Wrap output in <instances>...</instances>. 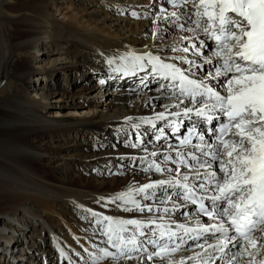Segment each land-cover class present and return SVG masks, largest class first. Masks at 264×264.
I'll return each mask as SVG.
<instances>
[{
  "label": "snow or ice",
  "instance_id": "1",
  "mask_svg": "<svg viewBox=\"0 0 264 264\" xmlns=\"http://www.w3.org/2000/svg\"><path fill=\"white\" fill-rule=\"evenodd\" d=\"M167 3L173 8H186L189 3L192 5L194 11L191 13L172 11L169 14L174 18L173 22L185 20V23L177 24L180 30L194 33L193 37H184L189 41L187 46L172 50L198 57L199 62L187 56L171 58L188 65L181 68L150 52H129L119 57L121 63L112 71L134 74L137 70L146 71L150 66L154 77L168 81L161 85V89H172V95L180 100V104L187 100L191 105L182 109L184 117L194 114L209 124L221 118L225 122L218 129H213L216 133L215 143H209L204 135H199L195 137L199 143L192 144L194 126L192 132L180 140V146L191 145L194 152L176 151L175 157L170 153L163 156L164 163L176 165L175 170L162 167L161 163L155 161L148 163L145 171L161 174L174 172L169 179L129 188L110 197L107 202L119 201L126 206L125 211H160L167 214L177 207L174 201L173 208L154 209L135 198L143 194L144 200L151 199L155 191L150 190L167 185L179 188L180 198L196 205L198 214L213 222H202L197 217L192 221L194 227L176 224V230H173L171 225L157 223L155 219L145 223L92 212L91 215L96 217L95 223L102 226L106 243L116 252L109 251L107 247H97V252L88 253L90 264H101L109 258L140 259L144 256L149 261L159 258L166 259L167 264H186L183 259L178 262L172 259L175 253L185 249V237L197 241L195 247L204 249L203 253L187 258L193 264H210L212 252L226 254L230 245L238 248L233 257L247 256L250 258L249 264H264V244L260 243L264 240V0H167ZM160 11L164 13L166 9L161 8ZM133 15L137 14L134 12ZM163 18L168 19V16ZM201 35L205 37L204 40L200 39ZM208 41H214L215 47L210 48ZM205 49H210L207 54ZM214 60L211 69L204 67L213 65ZM108 63L111 66L116 61L110 59ZM197 70L203 75L198 77ZM211 80L220 83L223 93L209 83ZM180 104L171 107L180 108ZM168 115L180 116L181 112L157 113L156 119L167 120ZM142 123L155 128L152 120ZM168 126L174 132L179 131L175 121H170ZM157 131L159 135L156 139L160 140L165 136L163 128ZM151 155L155 156L156 153ZM181 167L187 171L181 173ZM172 195L168 194L161 203L172 201ZM159 219L163 221L164 216L161 215ZM153 225L155 227L150 233L143 230ZM129 226L134 231L125 235L129 233ZM257 231L261 233L259 237L255 235ZM206 235L211 236L214 242L206 239ZM138 237L146 239L140 240ZM202 239L204 242L199 243ZM148 244L156 250L149 251L146 247ZM132 252L140 253V256L132 257ZM61 256H66L63 250ZM227 264H235V260L230 259Z\"/></svg>",
  "mask_w": 264,
  "mask_h": 264
},
{
  "label": "rangeland",
  "instance_id": "2",
  "mask_svg": "<svg viewBox=\"0 0 264 264\" xmlns=\"http://www.w3.org/2000/svg\"><path fill=\"white\" fill-rule=\"evenodd\" d=\"M128 1L129 0H57L55 6L52 7V9H50V12L48 13L50 14L51 18L55 21V23L59 25L73 26L80 34H101L108 40L126 41L125 43H127L128 46H135L136 48H138V50L142 49L141 51H147L148 53L152 50H155L157 51L156 56L161 57V59L165 60V62L179 63L180 65L182 63L179 60L171 58L184 56H187L189 59H198L197 61L199 62L198 57H193L189 53H185L183 51L172 50L174 47H181L180 49H182L183 47L187 46L189 43L188 40L182 41V43L180 42L184 37H188L191 34V32L180 30L177 27V24L185 23L184 19H181L177 22H172L174 21V18L171 19L168 15L175 10L165 8L166 12L162 13L158 8H153V6H157L156 2H153V0H132L129 2ZM3 2L4 0H0V108H2L3 104L7 103V101L15 102L19 96L18 83L14 79L13 72H11V68L13 67V64L15 62V56L13 53L15 42L13 41L12 36L15 34L16 28L14 30L12 25L9 23L10 17L6 16L1 10L2 4L4 5ZM102 2L107 3L108 5H102ZM112 2L113 4L110 5V3ZM114 3H121L122 9H118L116 7L114 9L110 8L109 5L113 7ZM179 9L181 8H177L176 11H178ZM134 12L137 14L136 16L133 15ZM164 16H168V19H164ZM74 17L77 20L79 19L78 21L80 22L83 21L82 24L84 25H78L77 27L76 24L72 21ZM17 30L19 32L22 30V28H18ZM180 35L183 36L180 37ZM161 36L163 38L157 39V37L159 38ZM154 44H158V46L156 47L157 49L154 48ZM60 48L63 49V47ZM208 52L209 49H207L206 54ZM75 53L76 52H72V55L76 56ZM152 53L153 55H155L154 52H151V54ZM59 57H64L63 52L55 51V49L51 48V46L47 45L46 43L41 44L37 51L28 52L26 55L22 56V58H28L32 60L33 67L40 68L39 70L51 68L52 66H50V62L52 60L56 61L57 59H59ZM77 60L81 61L82 59L77 58ZM62 62V64H64L65 61ZM94 65L95 64H93L92 62H86L84 65L85 70L77 76H65L62 72L59 71L54 77L49 78L45 75H37L32 80L31 88L28 94L29 97L34 98L35 95H39L38 97L34 98V100H36L37 103L48 107L47 111H44L42 115L43 121L50 118V121H54L55 123L64 126L69 125L70 123H82L92 119L94 115L92 116L88 114L90 108L87 104L81 107H79L80 105H78V108L80 109L72 112L73 109L71 110L69 108L68 100L66 98H63V100L61 99V96L64 94H66V97L74 96L76 103H83L89 101L98 104L99 107H97V111L99 112L97 113H104L106 117L115 116V113H111L110 110H108L114 100H122L127 98L129 101L131 99V95L121 97L122 95H119L120 90H118L117 93L115 91L116 88L114 86L109 87L108 91L106 90V94L102 99H91L90 97H93L95 93L98 92L101 85L105 86V81H108L110 78L107 74L110 69L107 71L105 67H99V65ZM182 65L188 67V65L186 64ZM209 66L212 65H204L205 68L211 69ZM140 72L143 73V71ZM197 72L198 77L200 75H203V73L199 70H197ZM89 73H93L92 75L94 76V78L92 81L86 80L85 85L83 83L76 84V82L82 80L83 76ZM96 75H99V77H97ZM98 78H100L99 81L96 80ZM46 79H48V83ZM94 81H96L97 86L93 84ZM101 81H103V83H101ZM209 83H212L214 85L217 84L216 86L220 87V89L223 90L218 83H215L214 80L209 81ZM74 84H76V86ZM90 88L94 89L92 93L88 91L84 92V90ZM137 88L138 87L135 86V89ZM147 91L148 90H145L143 94H147ZM152 91V94L161 93V95L158 97L160 101H158L157 98V102L155 103V105L149 106V109L146 110L148 113L147 118L145 119L142 117L140 122L145 120H152L155 125H160L162 123L167 125L170 121H173L174 117L177 116L172 115L173 117H171V119L166 122L164 120H153V118L157 116V114L154 113L157 112L168 114L181 112L182 114V109L185 106L190 105L189 103L180 104L179 99L169 95L168 92L162 93L161 91L158 92V90L156 89ZM53 92L57 93L55 95L56 98L51 97ZM151 92L148 95H144L143 97L145 98L142 97L140 98V100L138 98H134L133 107L130 108V112L133 115L134 110L137 108V106L141 105L142 99L148 98L151 95ZM142 95H140V97ZM55 99L62 100L64 102L63 105H67L68 108L60 109L59 105L52 103L53 101H55ZM155 101L156 99L152 100V102ZM167 103H170V105L171 103L180 104V108L168 107V105H166ZM115 105L121 106L122 103H115ZM115 111L116 110L114 109L112 110V112ZM116 118H120V114H118ZM184 118L185 117L178 118L180 123L184 122V120L186 119ZM66 121L71 122L67 123ZM140 127V131L128 130L127 132H125L124 130L120 129L117 125H114V127L106 128L103 131H93L94 133L89 130L87 131L83 127L67 128L63 130L62 134L45 133L43 137L38 140H33L32 142H30L31 144L29 143L27 145L28 148H31L36 152L41 151L38 152L39 155L34 154L35 152L33 151H26L27 149L25 147H23L24 149H22L21 152H17L16 154H26L28 156L32 155L41 157L43 156L44 158H40L43 160L41 162V167H38L37 170L42 172L45 176L47 175V173L52 174L54 183L63 184L66 179L74 180V184L71 188H69V190L72 191H69L70 194L77 195V197L88 196L92 197L95 202L99 201L98 205H93L96 211L97 209L103 211L107 215H112L114 219L121 218L127 220L128 218L125 217H136L133 219L142 221L145 219V214H147V216H155V214H152V212L148 214V211H125L124 209H122L121 205H114L115 203L107 204L106 202H103L102 196L105 194L106 197H112L117 194V192L121 193L125 192L126 190H129L128 187L131 185H135L132 188H138V186L148 184V182H151L152 179H169L175 174L174 172H165L161 174L155 171H145V169L147 168L149 162L155 161L157 163H161L162 167L169 168V166H172L174 167L172 169L175 170L176 165L171 162H169L170 164L164 163L163 156L165 154L170 153V150H172L173 152V150H183L185 147L180 145H174L172 148H164L163 144L155 141V139L152 141L144 140L143 143L145 149H147V152L156 153L155 156H151V154L149 155V153L147 152H142L143 145L141 144L139 136L141 134L143 135L142 137L145 138V135L143 134L145 129L143 128L152 127V125L143 123V125H141ZM109 129L113 130L107 131ZM114 130L116 131L115 135L113 134ZM153 133L156 135L157 132L153 131ZM133 144H136L138 146L132 147ZM160 144L162 145V147H158V145ZM5 151H7V149H5L4 147L0 149L1 154H4ZM128 151H132L133 153ZM122 154L124 155L123 157H121ZM130 154L148 157V159L145 160L143 158L132 156ZM173 154H175V152H173ZM121 158H124L126 160H123ZM181 170L187 171L183 167H181L180 171ZM46 177L49 176L47 175ZM18 182L19 184H23L22 179H19ZM163 187H165V190L162 193L155 194V196L151 199L144 200L142 198L143 194L137 195L135 198L139 200L143 205L154 206L156 204V201H161L165 197V194H171L172 189H174L175 191L177 190L176 188L169 187L167 185ZM68 197L71 196H64V198H62L61 200H52L50 207L51 211L48 210L49 212H47V214L50 217V222H48L50 227L53 228L57 234L60 235L61 239H66L65 242L68 247V255L71 260L66 258L64 259V263L62 261L56 263V258L52 256L54 262L50 264H70V262L71 264H90L91 258L89 257L88 253L97 252V247H108L109 251L116 252L115 248H111L105 242L107 238L102 234V226L97 225L95 223L96 217L91 215V213L95 210H91L93 208L85 204V200L83 199L82 201L81 199H74L73 197H71L73 199L72 201L68 199ZM56 198L57 197L55 196L51 197V199ZM88 203L90 205L92 204L91 202ZM104 203H106L107 205H103ZM97 206H99V208ZM153 208L161 209V207L159 206ZM35 209L39 210V206H36ZM76 210L77 212L75 213ZM173 210H175V212H169L172 215L176 214L177 211L184 209L174 208ZM181 215L182 213L180 214V216ZM26 225L27 224L25 223L16 224L18 230L17 233L14 234V237L16 240H18V242L21 240V234H24L23 236H25L26 234L28 235L27 237H29L30 232L29 230L25 229ZM129 231L132 233L134 229L129 227ZM131 233H126L125 235H130ZM48 237L49 236L46 235V238ZM101 238H103L104 240H101ZM138 238L141 240L144 237ZM41 240L42 239L40 237H36L35 239H33V245L27 246L26 251L29 253V255L32 254L30 253L31 250L37 253L34 255V257L37 258L35 259V261H37V264H43V262L41 263L40 259L45 260V264H49L50 260L48 259V257L43 256L40 259L38 258L42 256L39 247L45 244V242L41 243ZM46 242H48V240ZM37 246V249L40 251H36ZM14 247H19V249H21L22 245L18 244ZM14 247L11 248L12 251ZM23 247L25 249V246ZM146 247L148 248V250L149 248H151V250L149 251L156 250L155 248L151 247L150 244L146 245ZM188 248H190V246H186L185 249L181 251L187 253L186 249ZM85 249H87V252L85 251ZM236 249V247H232L231 251L235 252ZM77 253L79 255H77ZM38 254L39 256H36ZM25 255L26 253L23 254V256ZM131 255L132 257L140 256L137 252H132ZM141 258L142 259L132 258L131 260L127 259L126 257L120 258L119 260H112L109 258L103 260L101 264H167L166 260H161L159 258H157L158 260L154 258L152 261H149L146 256ZM30 259L31 257L27 260L28 263L30 262ZM220 260L224 261L221 264H225L227 262L225 258H222ZM220 260L215 261V263L221 262ZM128 261L130 263H128ZM212 261L210 262V264L212 263ZM31 262L33 264V260Z\"/></svg>",
  "mask_w": 264,
  "mask_h": 264
},
{
  "label": "bare ground",
  "instance_id": "3",
  "mask_svg": "<svg viewBox=\"0 0 264 264\" xmlns=\"http://www.w3.org/2000/svg\"><path fill=\"white\" fill-rule=\"evenodd\" d=\"M56 1L55 0H4L3 2L4 5L2 4V7H1V10L4 12V14L10 17L9 23L12 25L14 30L16 28L15 34L12 36V39L15 42V46L13 48L15 62L13 64V67L11 68L12 69L11 72H13L14 79L18 83L19 96L15 102L7 101V103H4L2 108H0V149L2 147L7 149V151H5L4 154H1L0 152V264H4V263L5 264H32L31 263L32 260H33V264H36L37 261H35V259L37 258L34 257V255L37 253L34 252L33 250H31L30 252L32 254L29 255V253L26 251V255L23 256L25 252V249L23 246L27 248V246L33 245V239H35L36 237L37 238L40 237L43 240V242H45L43 246L39 247V249L41 250L39 251L41 252L42 256L48 257L49 259V255H52L54 252H56L57 254L55 256L58 258L59 262L64 261V259L66 258L71 260L68 255V247L65 242L66 239H61L60 235L57 234L54 231V229L51 228L50 225L48 224V222H50L49 220L50 217L48 216L47 212H49L48 210H50L51 201L61 200L62 198H64V196L69 195L73 197L74 199L85 200V204L93 208L91 210H95L93 205L99 204V201L95 202V200H93L92 197H88V196L77 197V195H71L70 192L72 191H70L69 188H71L72 185L74 184V180L66 179L63 184L54 183L52 174L47 173L49 177H46L47 175L45 176L42 172L37 170L38 167L39 168L41 167V162L43 160L40 158H44L43 156L42 157L32 156V155L28 156L26 154L19 155L16 153L21 152L22 149H24L23 147H25L27 149L26 151H33L35 152L34 154L39 155L38 152H41V151L36 152L35 150L28 148L27 145L33 140H38L41 137H43L45 133L62 134L63 130L67 128L83 127L87 131L89 130L92 132L93 131L97 132V131H103L106 128L114 127V125H117L120 129L124 130L125 132H127L128 130L139 129L141 128L140 126L143 125V123L140 122L142 117L146 119L148 116L146 110L149 109L150 105H155V103L157 102V98L161 95V93L152 94L153 92L152 91L151 95L148 98L142 99L141 105L137 106V108L134 110V115H133L130 112V108L133 107L134 98L139 97L136 94V91H133L131 89L127 90L128 88L121 89V88L116 87V90L117 89L120 90L119 95H122L121 97L126 96V95L127 96L131 95V99L129 101L127 98L122 99V100L116 99L117 101L114 100L111 106L108 108V110H110L111 113H115V116L106 117L104 113H97L99 112L97 111V107H99L98 104L94 102H89V101L83 102V103H80V102L76 103L74 96L66 97L65 96L66 94H64L61 96V99L63 100V98H66L68 100L69 108L71 110L73 109L72 112L80 109L78 108V105H80L79 107H81L87 104L90 108L88 114L92 116L94 115L92 119L86 122L75 123V124L70 123L69 125H64V126L58 123H55L54 121H50V118L43 121L42 115L44 111H47L48 107L41 105L37 103L36 100H34V98L38 97L39 95L37 96L35 95L34 98L32 97L30 98L28 95L29 90L31 88V82L37 75H45L46 77L51 78V77H54L56 73L60 71L65 76H69V77L77 76L82 71L85 70L84 65L86 62L88 61L92 62L93 64L97 66L99 65V67H105L107 71L110 69L107 73L110 78L108 81H105L104 83L105 86L101 85L98 92L95 93V95L93 94L94 95L93 97H90L91 99H95V98L102 99L106 94L107 87L112 84V81L113 82L116 81L122 84H127L130 86L134 84L133 81H131L129 78L130 76L134 75L133 73L124 74V73H117V72L112 71V68L116 67L117 65L121 63L119 60V57L129 52H134L136 54L148 53L147 51H141L142 49L138 50V48H136L135 46L133 47L128 46L127 43H125L126 41H120V40L111 41V40L106 39L101 34H96V33L80 34L73 26L59 25L55 23V21L51 18L48 12H50V9H52V7L55 6ZM165 4H167V0H162L160 1L159 7H164ZM188 6H191V4L189 3L186 6V8ZM186 8H181L177 12H185V11L188 12ZM176 9L177 8H172V10H175V11ZM192 11L194 10H191V12ZM78 20L74 17L72 21L76 24L77 27L78 25L79 26L84 25L82 24L83 21L80 22ZM18 28H22V30L18 32L17 30ZM181 36L183 35H180V37ZM193 36H194V33L191 32V34L188 37H193ZM160 38H163V37L162 36L159 38L157 37V39H160ZM200 39L204 40L205 37L201 35ZM182 41H186V39L183 38L180 43H182ZM43 43H46L47 45L51 46V48L55 49V51L63 52L64 57H59V59H57L56 61L52 60L50 62L51 63L50 66H52L51 68L39 70L40 68L33 67L32 60L28 58H22V56L26 55L28 52L37 51L39 46ZM211 43H213L212 46L210 43H209V46L210 48H213L214 41H212ZM154 45H155L154 48L158 46V44H154ZM60 47H63V49H61ZM71 51L76 52L75 53L76 56H73ZM204 51L206 54L207 49H205ZM76 57L78 59L81 58L82 60L81 61L77 60ZM61 58H65V59H61ZM110 59L115 60L116 63L110 66L108 63ZM62 61H65L66 63L64 62V64H62L63 63ZM168 63H173V62H168ZM176 64L180 66L181 68L182 67L187 68L185 66H182V64L180 65L179 63H176ZM212 66H214V64ZM136 72H140V71L137 70ZM143 73L146 75L148 79L147 83H151L154 80H157L160 82L164 81V80L154 77L151 74L150 66H148V70L143 71ZM120 77L122 78L120 79ZM214 81L215 83H218L220 85V83L217 80H214ZM163 84H165V82ZM216 85L217 84H215L214 86L217 88V90L223 93V90H221L220 87H217ZM86 91L92 93L94 89L90 88V89L84 90V92ZM160 91L162 93H165L168 90L167 89L158 90V92ZM56 94H57L56 92H53L51 97L56 98L55 96ZM154 99H156V101L152 102V100ZM62 100L55 99V101H53L52 103L59 105L60 109L68 108L67 105H63L64 102ZM158 101H160L159 98H158ZM73 103H76V104H73ZM115 103H122V105L118 106V105H115ZM166 105H168V107H171L173 104L171 103L170 105V103L169 104L167 103ZM113 109L116 111L112 112ZM118 114H120V118H116ZM129 114H131L132 116ZM171 117L173 116L169 115L168 119L164 121L168 122L169 119H171ZM181 117H184L183 114L173 118V121H175L178 124L179 128H180V125L187 124L188 123L187 121L193 120L192 118H190L191 116L185 117L186 119L184 118L185 119L184 122L180 123L178 118H181ZM137 118H140V119H137ZM196 119L200 123H203L206 121L204 119L202 120L198 118ZM153 120H158V119L154 117ZM66 122L69 123L71 121H66ZM145 124H148V123H145ZM134 125H139V127H134ZM160 125L167 126L169 125V123L167 125L163 123ZM169 128H172V127H169ZM96 129H100V130H96ZM204 129L200 131V134H203L205 136V140L208 141L209 143H215V141L209 140V133L204 131ZM122 130H119V131H122ZM171 132L172 134H174L173 130H171ZM144 140L152 141L154 140V138L153 139H143V142ZM155 141L158 142V140L156 139ZM161 143L163 144V142ZM197 143H199L197 139L192 140V144H197ZM158 147H162V145L160 144L158 145ZM163 147L167 148L164 144H163ZM183 147H185L183 150H175V151L173 150L175 154H173L172 150H170L171 151L170 154L173 155V157H175L176 151H183V152H194L195 151V149L192 148L191 145L183 146ZM142 150H143L142 152H147V149H145L144 147V143H143ZM128 152L133 153L132 151H128ZM147 153H149V155L151 154L150 152H147ZM130 155L140 157V158H145V157L137 156L133 154H130ZM197 155H199V153H197ZM123 156L124 155L122 154L121 157ZM146 158L148 159V157ZM121 159L126 160L124 158H121ZM169 168H174V167L169 166ZM201 171H203V169H201ZM180 172L182 173L185 171L181 170ZM19 179L23 180V184H19L18 182ZM152 181H159V180L152 179ZM134 186L135 185H131L128 188H132ZM176 189L178 191L177 190L175 191L174 189L171 190L172 191L171 194H173L172 201L167 202V203H161V201H156V204L152 207L159 206L161 207V209L165 207L173 208L172 202L174 201L175 204L177 205V207H175L176 209L188 210V206L186 205L187 203L183 199H181L178 195L181 193V190L179 188H176ZM164 190H165V187H161V188H157L155 190H150V191H155V194H158V193H162ZM167 194L164 195L165 197L163 199L165 200L167 199V196H168ZM108 195H111V194H108ZM52 196H55L57 198L51 199ZM71 197H68V199L73 201ZM102 197H103L102 198L103 202H106L108 204L107 201L110 197H106L105 194ZM87 201L91 202L92 204L90 205ZM106 203H104L103 205H107ZM35 205L39 206V210L35 209L36 207ZM114 205H119V206L121 205L122 209L126 207L125 205H122L119 201H117ZM97 207L99 208V206ZM184 210H179L174 215L170 213L164 214L160 211L152 212V214H155V216H147V214H145L144 215L145 219L142 221L147 223L150 219H155L157 223H165V224L171 225L173 230H176L175 229L176 224H187L189 227H194L195 225L192 224V221L199 216L196 213L191 212L187 216L183 215L179 217V214L182 213ZM173 211L175 212V210ZM76 212L77 210L75 211V213ZM93 212L99 213L102 216H109L113 218L112 215H107L105 212L100 211L98 209L97 211L95 210ZM148 214H150V212ZM161 215L164 216L163 221L159 219ZM125 218L133 219L136 217H132V218L125 217ZM200 220L202 222L206 221L203 219H200ZM18 223L27 224L25 226V229L29 230L30 232L29 237H27L28 235L25 234L26 238H24L23 236L24 234H21L20 236L21 240L19 242L14 237V234H16L18 230V228L16 227V224ZM206 223L210 224L211 221H206ZM129 227L132 228V226H129ZM154 227L155 226L153 225L151 227H146L143 230L146 233H150L154 229ZM129 233L131 232L129 231ZM46 235H48L49 237L46 238ZM205 238L208 239L210 242H214V239L210 238V236L206 235ZM185 239L187 241L185 247L190 246L191 249L190 248L186 249L187 253H184V251L175 253L172 259L176 262L183 259L186 261V264H192L193 262L191 260H188L187 258L195 255L196 253H203L204 249L195 247L194 245L197 242L190 241V239L187 237H185ZM47 240L48 242H46ZM141 240H145V237L142 238ZM176 242L178 243L179 241L177 240ZM203 242H204L203 239L199 241V243H203ZM263 242L264 240L260 241V243L262 244ZM18 244L22 245L21 249H19V247H16L15 249L14 246ZM13 247L14 249L12 251L11 248ZM232 247L233 246L230 245L226 254H223L220 256L221 257L223 256V258H225V260L227 261L230 259H234L235 264H249L250 258L247 256L233 257V254L238 251V248L236 247L237 248L236 251L233 252L231 251ZM61 250H63L64 253L66 254L65 257L61 256ZM149 250H151V248H149ZM208 251L212 252L211 249H209ZM217 254L218 253L216 252H212L214 261L222 259V258L216 257ZM138 255H140V253H138ZM30 257L31 259L29 260L30 262L28 263L27 260ZM133 259H136V258H133ZM257 259H260V257H257ZM220 261L223 262L222 260ZM128 263L130 262L128 261Z\"/></svg>",
  "mask_w": 264,
  "mask_h": 264
}]
</instances>
